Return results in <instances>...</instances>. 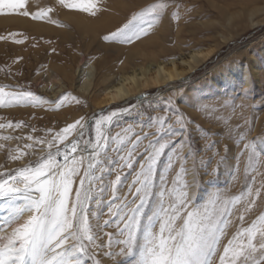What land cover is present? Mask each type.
I'll list each match as a JSON object with an SVG mask.
<instances>
[{
    "label": "snow or ice",
    "instance_id": "obj_1",
    "mask_svg": "<svg viewBox=\"0 0 264 264\" xmlns=\"http://www.w3.org/2000/svg\"><path fill=\"white\" fill-rule=\"evenodd\" d=\"M179 7L174 0H158V3L134 13L127 23L105 35L103 40L107 43L140 40L162 26L166 17L179 19L175 11H168ZM59 9L98 16L104 10V2L54 0L51 6L33 11L26 0H0V14H17L52 23H55L52 14ZM3 39L0 36V40ZM13 42L24 41L14 39ZM68 99L67 94L62 95L56 101V109ZM76 102L79 103L78 100ZM43 103L47 101L32 91H5L0 88V108L37 107ZM190 107L198 114L210 108L199 101ZM123 111L128 112L129 109ZM165 113L164 116L150 117L149 128L155 131H144L141 126L143 135L133 132L132 126L111 135L113 119L118 116L116 111L97 116L94 140L83 138V130L89 127L84 117L54 134L49 130L50 140L29 135L27 140L32 143L24 145L25 148L46 144L48 151L35 163L22 164L8 172L0 171V201L7 204L6 211L9 212L5 224L0 225V264H125V260L128 264H214L217 256L218 264H264V214H260L248 227L238 228L222 245L230 218L238 212V219L243 223L244 214L252 210L256 198L264 195V134L252 137L251 128L245 129L240 125L233 128L217 122L224 128L220 139L229 141L223 145L224 155L220 156V162H226L232 147H235L236 164L243 167L248 183L240 196L229 198L217 193L197 207L193 203L195 193L191 190L197 184L199 170L195 166L192 170L185 167L189 158L200 152L197 141L188 131L195 122L178 109H165ZM172 117H175L174 122ZM5 127L20 129L25 125L22 122L0 123V129ZM195 127L197 132L201 130L199 124ZM177 128L182 135L178 134ZM211 135L205 130L203 139L210 140ZM0 139L11 138L5 136ZM143 141H147V145L141 154ZM212 148H218V145L209 142L208 150ZM110 150L117 153L126 150V155L120 156L122 167L133 168L138 163L139 168L134 169L135 178L129 186V192L135 189L133 199L125 198L115 210L112 205L119 199L116 193L121 176L116 175L112 181V202L107 212L109 216L117 217V221L105 219L101 225L100 214L90 204L93 201L97 205L101 203L94 199L93 192L98 187L97 181L103 180V175L98 176L97 172L102 174L106 170L105 163H112ZM166 152L165 170H172L178 163L179 171L171 180V187L165 186L155 192L153 180ZM216 154L219 156L220 152ZM137 155L141 156L138 161L135 159ZM25 156V152L17 149L15 153L9 152L8 160L22 161ZM205 174L215 178L219 171L213 169ZM189 175L191 180H185L184 177ZM257 178L260 179L259 187L254 186ZM77 179L78 185L74 187ZM160 179L166 184L167 178L163 173ZM100 191L106 189L100 188ZM154 195H158V199L144 224L141 218L144 208ZM237 205H242V210ZM110 224H115V231H104ZM141 232L142 239L138 236Z\"/></svg>",
    "mask_w": 264,
    "mask_h": 264
},
{
    "label": "rangeland",
    "instance_id": "obj_2",
    "mask_svg": "<svg viewBox=\"0 0 264 264\" xmlns=\"http://www.w3.org/2000/svg\"><path fill=\"white\" fill-rule=\"evenodd\" d=\"M212 1L215 4H212ZM174 2L180 7L169 8L168 11L169 13L175 11L179 19L169 20L166 17L164 20L163 26L166 24L168 29L165 32L168 35L166 46L169 48L175 47L176 31L182 28V45L180 47L182 53L186 54L187 49L192 47L210 48L212 53L207 60L200 62L187 75L186 81L179 80L176 82L174 88L164 87L158 90H148L145 91V99L142 101H137L136 99L139 97H136V99L134 97L135 101H122L105 107L97 106V99L93 98L97 91L92 89L88 95L79 90L78 86L83 82L84 76H82V73L77 76V71L82 68L85 62L92 64L96 71L102 61H105L109 63L106 66L107 68H102L99 71L110 70L112 75L118 76L117 72L121 62L115 52L105 53L103 49L97 47V42H90L87 38L80 37L75 29L59 17L54 18L53 21L56 20V22L49 25L56 31L67 32V39L62 38L60 33L45 36L34 35L27 30L18 28L8 27L0 30V36L5 38L0 40V88H4L5 91L29 90L41 97L43 101H47V103L37 107L12 106L0 108V123L7 125L9 122L13 124L22 122L25 125L20 129L7 127L0 129V137L7 136L11 138L9 140L0 139V145L4 146L0 148V165L4 166L0 168V171L8 172L22 164L35 163L47 154L46 144H37L31 149L24 147V145L32 143V141L27 140L29 135L50 140L52 136L48 134L49 130L54 134L69 123H74L84 117L87 121L91 118V124L87 130H83V138L84 140L89 138L94 140L95 119L98 115L109 114L112 111L118 112V116L113 119L111 135H115L129 126H132L133 132L143 135L141 126H143L144 131H155L154 128H149L150 117L164 116L166 115L165 109L171 108L173 110L178 109L180 113L192 118L195 124L201 126L199 132H197L195 124L188 129L200 149L199 155L189 158L185 163L187 169L192 170L195 166L199 170L197 184L191 190L195 193L193 203L197 207H201L210 198H214L217 193L222 197L229 198L244 193L248 181L245 179L243 167L236 164V148L232 147V153L226 162H220V156L224 155L223 145L229 143V141L220 139L224 128L218 126L217 122L222 125H231L233 128L237 125L245 129L251 128L252 137H259L264 134V24L253 27L242 24L230 26L225 21L221 11L217 9L224 7V3L219 0H211V4L207 0H174ZM156 3H158V0H151L146 6ZM227 7L229 14L238 11L237 5H227ZM223 12H225L224 9ZM113 16L116 18L117 13ZM157 24H159V21H157ZM160 27L162 26L156 27L150 33L153 34ZM115 31L114 29L111 32ZM111 32L101 33L98 39L106 47H120V53L128 52L130 46L139 41L107 43L103 40V37ZM14 39H22L24 42L14 43ZM17 48H20L21 51ZM254 61H257L256 64L260 67V76L256 79L251 68ZM241 68H245L248 74L249 85L247 87L244 85L243 77L238 74L233 77L235 82L230 85L222 79L224 72ZM64 94H67L69 99L64 101L59 109H56V101ZM138 96L141 97V94ZM77 100L79 103L76 102ZM195 101L210 106V108L206 112L198 114L190 107ZM125 108L129 111L124 112ZM168 115H171V113H168ZM174 121L175 117H172V122ZM205 130L212 134L210 140L203 139ZM177 132L179 134L178 128ZM71 139L70 136L69 140ZM209 142H215L218 148H212L209 151ZM237 143L239 142L237 141ZM146 145L147 141H143L140 145L141 154ZM60 147L63 146L60 145ZM81 147H83V140L81 141ZM113 147L115 146L113 145ZM17 149L26 153L24 159L22 161H9V152L15 153ZM217 151L220 152L219 156L216 154ZM109 154L112 163H105L106 170L102 174L97 172L98 176L103 175V180L97 181L98 187L93 192L94 199L100 200L101 203L97 205L93 201L90 204V207L100 214L99 223L101 225H103L105 219L117 221V217L109 216L107 212L108 206L112 202V181L116 175L121 176V182L116 193L119 199L112 205L113 210H115L116 206L125 198L129 201L133 199L132 192L135 189L133 188L132 192H129V186L135 178L134 169L139 168L138 163L134 164L133 168L122 167L120 156L126 155V150H122L120 153L110 150ZM71 155L77 154L72 153ZM140 158V155L135 156L137 161ZM167 160L168 153L166 152L157 166V174L153 180L155 192L165 186L171 187V180L179 171L178 163L174 164L172 170L166 171ZM213 169H218L219 175L217 177L211 178L205 174ZM161 173L167 178L166 184L161 182ZM190 178V175L184 177L188 181L191 180ZM233 179H236V183ZM77 185L78 179L74 187ZM259 185L260 179L257 178L254 186L259 187ZM100 188H104L106 191L101 192ZM157 199L158 195H154L145 206L141 217L144 224L147 223L146 216L152 213ZM244 199L246 202L247 197ZM165 200H167V197H165ZM7 207L6 203L0 201V225H4L6 218L9 216V212L6 211ZM236 207L240 210L243 208L242 205ZM260 214H264V195L256 198L252 210L244 214L243 223L238 219V212L230 218L222 245L227 243V240L232 237L238 228L248 227ZM95 223L96 221H93V224ZM104 231L114 232L115 224H110ZM100 234L103 236V232ZM138 236L142 239L143 233H139ZM104 239L106 242L107 238L104 237ZM220 251L222 252V246ZM125 264H128L127 260H125ZM214 264H218V256L214 258Z\"/></svg>",
    "mask_w": 264,
    "mask_h": 264
},
{
    "label": "bare ground",
    "instance_id": "obj_3",
    "mask_svg": "<svg viewBox=\"0 0 264 264\" xmlns=\"http://www.w3.org/2000/svg\"><path fill=\"white\" fill-rule=\"evenodd\" d=\"M149 1L151 0H103L104 10L98 14V16H90L87 13L67 9H59L52 14L53 20L56 17L63 19L67 25H70L71 28L79 33L80 37L87 38L90 42H97V47L103 49L105 53L115 52V55L118 56L121 62L117 72L118 76L112 75L110 70L105 72L99 71L109 64L105 61H102L96 71L95 67L88 62H85L82 68L78 69L77 76H79L80 73L84 76L83 82L78 86L79 90L88 95L92 89L97 91L93 97L97 99V106L105 107L122 101H135L136 97H139L136 99L137 101H142L145 99V91L158 90L164 87H169V89L174 88L176 82L187 79V75L191 73L200 62L207 60L212 53V49L210 48L199 49L193 47L187 49L186 54L182 53L180 50L182 45V28L176 31V39L174 40L175 47H167L168 35L165 32H167L168 29L166 28V24L164 26L162 25V27L157 29L153 34L149 33L148 36L141 38L130 46V50L125 53H120V47H106L101 44L98 39L101 33H108L121 27L131 19L134 13H138L141 9L145 8ZM207 1H209V3L211 2V0ZM219 1L224 3V7H219L217 9L221 11L225 21H227V24L230 26H239V24H242L253 27L264 24V0ZM53 2L54 0H26L28 7L33 11L51 6ZM211 3L213 4L214 2L212 1ZM227 5H237L238 11L229 14ZM223 9L225 12H223ZM115 13H117L116 18L113 16ZM50 23L52 22L46 20H33L30 17L17 14H0V30L8 27L18 28L27 30L34 35L45 36L60 33L62 38L67 39V32L56 31L50 27ZM97 60L96 62H98ZM256 62L257 61H254V65L251 66L255 79L260 76V67L257 66ZM237 74L243 77L244 85L247 87L249 81L245 68L239 70L231 69L230 71L224 72L222 74V79L230 85L235 82L233 77ZM140 94L141 97L138 96ZM85 130H87V128H85ZM234 180L236 183V179H233V181Z\"/></svg>",
    "mask_w": 264,
    "mask_h": 264
},
{
    "label": "water",
    "instance_id": "obj_4",
    "mask_svg": "<svg viewBox=\"0 0 264 264\" xmlns=\"http://www.w3.org/2000/svg\"><path fill=\"white\" fill-rule=\"evenodd\" d=\"M87 122H88V125H90L91 124V118Z\"/></svg>",
    "mask_w": 264,
    "mask_h": 264
}]
</instances>
